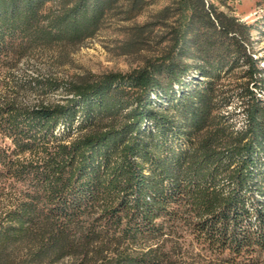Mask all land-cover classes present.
Masks as SVG:
<instances>
[{
  "label": "trees",
  "instance_id": "1",
  "mask_svg": "<svg viewBox=\"0 0 264 264\" xmlns=\"http://www.w3.org/2000/svg\"><path fill=\"white\" fill-rule=\"evenodd\" d=\"M120 2L0 0V73L35 49L92 37ZM157 25L165 46L141 67L36 79L62 87L51 103L0 95V264H264V103L254 89L264 69L253 26L211 0H175ZM242 66L239 130L218 81Z\"/></svg>",
  "mask_w": 264,
  "mask_h": 264
},
{
  "label": "rangeland",
  "instance_id": "2",
  "mask_svg": "<svg viewBox=\"0 0 264 264\" xmlns=\"http://www.w3.org/2000/svg\"><path fill=\"white\" fill-rule=\"evenodd\" d=\"M136 1L138 0H121L107 13L100 29L83 42L67 47L35 49L19 60L14 68L2 69L0 95L17 99L26 105L56 102L65 95L62 87L58 90H42L35 83L38 81L36 79L42 81L59 78L61 83L65 84L73 78L85 75L129 72L143 66L147 59L156 58L165 46L160 42L163 27L157 25V13L165 6L172 5L175 0H140L143 9L133 15L131 7ZM211 2L219 11L234 15L240 21L253 26L251 51L255 57L261 59L260 65L264 69V0ZM245 69L247 66L223 73L222 79L218 81V85L226 90L225 95L230 97V103L222 109V113L227 115L229 123L239 130L243 129L246 118V100L238 94L248 83V78L242 76ZM17 83H31L33 87L28 86V89L21 90ZM254 89L264 103V88L260 90L254 86ZM250 194L255 199L261 198L257 190ZM7 204L8 200L0 198V211ZM257 224L255 220V228ZM195 250L201 251V247L197 245Z\"/></svg>",
  "mask_w": 264,
  "mask_h": 264
}]
</instances>
